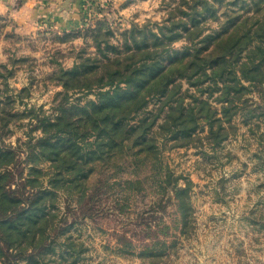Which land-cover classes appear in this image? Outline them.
I'll list each match as a JSON object with an SVG mask.
<instances>
[{
    "label": "rangeland",
    "instance_id": "obj_1",
    "mask_svg": "<svg viewBox=\"0 0 264 264\" xmlns=\"http://www.w3.org/2000/svg\"><path fill=\"white\" fill-rule=\"evenodd\" d=\"M212 2L218 18L202 22L197 39L219 32L198 44L210 41L208 50L218 55L229 36L256 28L254 17L264 10V0L257 13L250 0ZM107 3L67 32L36 29L22 35L0 15V146L14 151L18 181L37 178L26 185V194L38 182L48 186L55 170L47 159L27 160L28 141L44 136L42 123L78 116L80 107L97 97V88L80 87L87 83L63 88L61 71L87 58L103 60L94 38L100 46L104 41L121 46L133 25L156 31L179 0ZM185 44L179 39L172 47ZM246 53L237 64L247 60ZM262 69L264 76V62ZM240 84L246 90L225 94L220 81L194 86L181 80L165 96L148 97L131 120L140 124L137 135L150 124L143 141L134 143L135 136L111 149L103 144L98 159L84 166L91 168L85 184L71 189L66 181L55 197L46 196L45 215L36 224L27 219L32 229L11 248L14 264H264V80ZM64 92L65 99L59 94ZM179 103L196 113L197 127L189 138L174 140L163 125ZM78 124V132L89 134L78 139L83 152L96 149L99 140L90 125ZM52 135L51 143L64 140L61 133ZM35 164L37 171L29 176ZM62 173L67 180L68 172ZM174 187H187L185 217ZM28 237L50 246L35 249Z\"/></svg>",
    "mask_w": 264,
    "mask_h": 264
},
{
    "label": "trees",
    "instance_id": "obj_2",
    "mask_svg": "<svg viewBox=\"0 0 264 264\" xmlns=\"http://www.w3.org/2000/svg\"><path fill=\"white\" fill-rule=\"evenodd\" d=\"M250 2L256 13L261 12L262 0ZM217 10L212 0H179L156 31L146 25H133L124 32L125 38L121 46L107 41L100 46V40L94 38L96 51L103 60L87 58L70 69L61 71L60 83L63 88L67 89L74 82L79 85L87 83L80 87L89 90L97 88V97L81 106L78 116L70 119L60 116L53 123H42L44 136L37 138L33 144L28 141V161L47 159L54 165L55 170L48 178V186L42 188V183L38 182L39 187L34 186L36 189L26 194V185H33L37 179L30 176L32 171H37L36 164L29 168L30 177L18 181L20 174L16 176L17 161L14 160V151L0 146V264H14L11 260V248L32 229L30 223L27 224V219L31 218L30 221L36 224L45 215L47 198L55 197L56 190L62 189L66 181L70 183L71 189L85 184L91 168L85 170L84 166L98 159L95 154L103 144L111 149L121 147L135 136L137 138L134 143L140 144L143 141L150 124L137 135L135 131L140 124L132 123L131 120L147 104L148 97L165 96L181 80L194 86L206 79L214 85L220 81L225 94L246 90L240 80L261 84L264 80L263 69L261 70L264 62V10L260 16L256 14L254 17V23H258L256 28L249 26L243 35L232 38L229 36L225 50L215 55L208 50L210 41L204 46L198 44L212 39L219 32L214 31L213 34L197 38L203 31L201 23L208 18L217 19ZM96 36L98 34L94 37ZM242 36L245 42L241 41ZM255 38L259 40L253 44ZM179 39H183L186 44L180 49L173 48V42ZM246 49L247 60L237 64L240 53ZM92 77L96 79L94 84H88ZM59 94L65 99L66 92ZM201 103L204 104L203 101ZM197 119L192 109L185 110L179 103L176 107H171L163 126L170 132L172 139L183 140L196 130ZM80 120H83L84 129L86 124L90 125L89 131L94 133L95 140H99L96 149L83 152L78 139L89 134L76 130ZM143 120L140 119V122ZM50 128L53 129L49 130ZM53 131L63 134L64 142L51 143L49 139L56 137L52 135ZM63 171L68 172L67 180H64ZM186 192L187 187L173 189L182 217L186 216V211L190 208ZM22 219L25 221H20ZM28 241L35 249L50 246L42 240L36 242L33 237H28ZM32 256L27 257L31 259Z\"/></svg>",
    "mask_w": 264,
    "mask_h": 264
},
{
    "label": "crops",
    "instance_id": "obj_3",
    "mask_svg": "<svg viewBox=\"0 0 264 264\" xmlns=\"http://www.w3.org/2000/svg\"><path fill=\"white\" fill-rule=\"evenodd\" d=\"M107 1L117 7L123 0H0V15L22 35L36 29L67 32L83 24L95 7L106 8Z\"/></svg>",
    "mask_w": 264,
    "mask_h": 264
},
{
    "label": "built area",
    "instance_id": "obj_4",
    "mask_svg": "<svg viewBox=\"0 0 264 264\" xmlns=\"http://www.w3.org/2000/svg\"><path fill=\"white\" fill-rule=\"evenodd\" d=\"M132 1V0H131Z\"/></svg>",
    "mask_w": 264,
    "mask_h": 264
}]
</instances>
